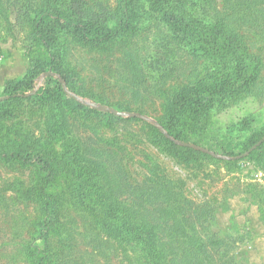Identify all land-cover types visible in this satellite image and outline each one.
Returning a JSON list of instances; mask_svg holds the SVG:
<instances>
[{"label": "rangeland", "instance_id": "374dc122", "mask_svg": "<svg viewBox=\"0 0 264 264\" xmlns=\"http://www.w3.org/2000/svg\"><path fill=\"white\" fill-rule=\"evenodd\" d=\"M42 1H34L35 10ZM103 1L116 13L122 9L121 0ZM215 1L233 12L225 0ZM232 1L243 18L238 32L259 71L242 99L217 116L223 136L240 128L244 117L252 119L255 131L264 130V14L253 15ZM16 19L15 0H0V101L9 96H4L5 84L29 68L26 34ZM150 42L71 43L61 70L72 80L65 90L83 105L66 106L72 134H62L45 104L35 103V108L31 102H16L0 118V264H34L32 245L47 246L55 264H138L123 220L101 213L88 163L106 169L112 198L156 226L174 264H264V156L260 162L205 155L187 160L168 150L152 124L161 126L178 93L195 81L200 65L187 56L164 83L138 77L135 51ZM99 105L147 119L119 117ZM243 134L245 140L249 134ZM236 146L234 155L227 156L245 153ZM19 152L26 156L20 159L14 154ZM37 156L54 159L56 175L48 185ZM42 192L58 204L56 226L47 239L40 228L47 217ZM95 208L100 213L92 217Z\"/></svg>", "mask_w": 264, "mask_h": 264}, {"label": "trees", "instance_id": "16d2710c", "mask_svg": "<svg viewBox=\"0 0 264 264\" xmlns=\"http://www.w3.org/2000/svg\"><path fill=\"white\" fill-rule=\"evenodd\" d=\"M20 1L15 0L16 23L26 34L29 68L21 78L5 84L4 96H9L0 101V118L9 115L16 102H31L35 108V103L45 104L62 134H72L66 106L83 105L65 90L66 86L70 88L72 80L68 72L61 70L69 56L71 43L100 46L112 40L127 42L140 38L151 42L135 51L133 65L138 70V77L142 75L156 84L164 83L178 72L187 56L199 61L195 81L178 93L161 126L152 124L168 150L187 160L203 155L223 158L221 156L234 155V145L246 152L264 138V130L255 131L249 117H244L238 123L240 128L225 136L217 131V116L242 99L255 84L259 71V62L244 46L238 32L237 24L243 18L239 17L232 0H225L226 5L234 8L231 13L227 7L219 8L215 0H121L119 13L103 0H43L40 9L36 10L35 0ZM238 1L253 15L264 14V0ZM1 55L0 47V58ZM42 81L43 85L33 92ZM29 92L33 93L21 96ZM236 130L238 133L234 135ZM243 133L249 134L245 140ZM14 154L20 159L26 156L20 152ZM261 155L264 156V142L245 158L260 162ZM0 156H4L3 152ZM7 156L10 157L9 152ZM36 163L48 176L44 182L48 185L56 175L54 159L37 156ZM94 165L88 163L87 167L102 201L101 213L123 220L131 236L128 243L136 253L137 263L174 264L156 226L141 217L132 206L112 198L106 169ZM40 196L47 216L40 228L43 238L47 239L50 230L56 226L55 204H58L49 193L42 192ZM95 212L99 214L100 210L95 208L89 214L95 217ZM261 219L264 221L263 214ZM31 252L34 264H55L47 246L41 249L40 245H32Z\"/></svg>", "mask_w": 264, "mask_h": 264}, {"label": "water", "instance_id": "95a60500", "mask_svg": "<svg viewBox=\"0 0 264 264\" xmlns=\"http://www.w3.org/2000/svg\"><path fill=\"white\" fill-rule=\"evenodd\" d=\"M90 105L94 108L97 107V105L94 103H90ZM99 108L106 111V112H112L113 114H115L119 117H129L130 116V117H138L140 119H147L145 116H142V115L137 114V113L120 112V111H117V110L110 108V107H107V106L99 105ZM263 142H264V138L260 142H258V144L254 145L252 148H250V150L245 152L243 155L236 156V157H229V156H221V157L226 158V159H232V160H237V159H241L243 157H247L252 151H254L256 148H258V146L261 145ZM182 144L185 146L197 147L199 149H202V147L196 146L194 144H190V143H182Z\"/></svg>", "mask_w": 264, "mask_h": 264}]
</instances>
